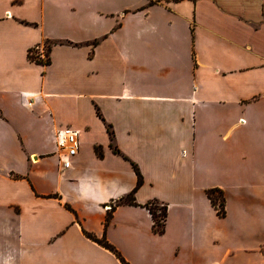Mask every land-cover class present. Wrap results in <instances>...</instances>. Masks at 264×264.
<instances>
[{"label":"crops","instance_id":"1","mask_svg":"<svg viewBox=\"0 0 264 264\" xmlns=\"http://www.w3.org/2000/svg\"><path fill=\"white\" fill-rule=\"evenodd\" d=\"M83 230L129 264H264V0H0V264H122Z\"/></svg>","mask_w":264,"mask_h":264},{"label":"trees","instance_id":"2","mask_svg":"<svg viewBox=\"0 0 264 264\" xmlns=\"http://www.w3.org/2000/svg\"><path fill=\"white\" fill-rule=\"evenodd\" d=\"M49 51H50V45H46L45 59H40L36 55L35 51L30 49L27 52V57L30 61H34V62L42 63V64H49V62H50ZM106 130H107V133L109 135L110 146H111L112 151L115 154L121 155L123 158L128 160V158L125 155H123L115 145H113V143H112L113 132H112L109 125L106 126ZM95 153L99 157L102 156L101 150L97 146L95 147ZM130 164L133 168V171L136 174V177H137L136 187H138L142 183L141 174L139 172V169L137 168V165L133 161H130ZM132 192L129 193L125 198L120 199V203H127L130 205H136V203L133 200V193ZM207 197H208L210 203L212 204V206L216 209L217 214L219 216H223L224 215V200H223L222 193L220 191H216L215 189H209V190H207ZM144 207L150 213V216L152 219L153 231L157 234H162L164 231V221L166 218V205L163 203H158L156 200H151V201H148L147 203H145ZM109 209H112V207H110ZM110 215H111V213L108 212L106 217H105V222L108 221V219L110 218ZM83 232H84L86 237H88L92 241L96 242L100 246L104 247L105 249L111 251L117 258H119V260L122 264H129L124 260V258L120 255V253L117 251V249L105 239V237L98 238L89 232H86L84 230H83Z\"/></svg>","mask_w":264,"mask_h":264},{"label":"built area","instance_id":"3","mask_svg":"<svg viewBox=\"0 0 264 264\" xmlns=\"http://www.w3.org/2000/svg\"><path fill=\"white\" fill-rule=\"evenodd\" d=\"M45 49L43 45H35L32 48L40 59H45ZM55 144L62 168H68L71 165V158L78 151L79 131L68 126L59 128L55 132Z\"/></svg>","mask_w":264,"mask_h":264}]
</instances>
